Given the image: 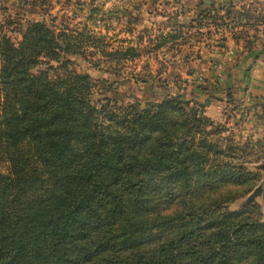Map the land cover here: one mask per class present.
Returning <instances> with one entry per match:
<instances>
[{
	"label": "trees",
	"instance_id": "16d2710c",
	"mask_svg": "<svg viewBox=\"0 0 264 264\" xmlns=\"http://www.w3.org/2000/svg\"><path fill=\"white\" fill-rule=\"evenodd\" d=\"M74 46L45 21L0 37V264H264L262 209H229L261 157L197 143L181 94L119 105L69 60L41 69Z\"/></svg>",
	"mask_w": 264,
	"mask_h": 264
},
{
	"label": "rangeland",
	"instance_id": "374dc122",
	"mask_svg": "<svg viewBox=\"0 0 264 264\" xmlns=\"http://www.w3.org/2000/svg\"><path fill=\"white\" fill-rule=\"evenodd\" d=\"M235 1L0 0V37L21 39L29 21H45L71 36L73 49L81 52L40 67L56 77L62 62L69 60L68 69L91 76L95 100L107 97L140 108L156 107L169 95L191 100L188 107L203 118L197 143L206 137L222 148H238L228 157L230 165L243 155L250 161L261 157L245 164L259 171L261 179L252 188L246 184L243 197L229 209L257 204L264 213V194L247 201L264 183L259 168L264 163V100H245L242 77L236 84L230 79V33L241 35L236 39L242 43L244 74L264 58V0L248 5ZM231 2L241 14L230 12ZM255 38L260 39L257 46Z\"/></svg>",
	"mask_w": 264,
	"mask_h": 264
},
{
	"label": "crops",
	"instance_id": "0c3cea01",
	"mask_svg": "<svg viewBox=\"0 0 264 264\" xmlns=\"http://www.w3.org/2000/svg\"><path fill=\"white\" fill-rule=\"evenodd\" d=\"M239 1V0H237ZM235 1V3H237ZM242 4L248 5L250 4V0H244L241 2ZM261 20V19H260ZM263 21V20H261ZM263 26V27H262ZM260 30L264 29V25L260 26ZM260 31L255 35L256 37L260 38ZM234 32L230 33V72L231 76L230 79H232L231 82H234V84L240 82L238 77H242V84L244 85V91L248 92L247 96H244V99H249L250 101H253L254 99H263L264 100V58L259 60L257 64H254V69L257 68V72H253L251 69L249 73H243L242 68L246 64L243 57L239 59V55H241L242 52L239 50L242 48V43L237 42V39L234 38ZM256 42H253L254 46H257L260 42V39L255 38ZM243 60L244 62L240 63V60ZM239 84V85H240ZM248 97V98H247Z\"/></svg>",
	"mask_w": 264,
	"mask_h": 264
},
{
	"label": "water",
	"instance_id": "95a60500",
	"mask_svg": "<svg viewBox=\"0 0 264 264\" xmlns=\"http://www.w3.org/2000/svg\"><path fill=\"white\" fill-rule=\"evenodd\" d=\"M259 168L264 170V163L259 165ZM263 194H264V183H262L261 185L256 187L254 192L247 198V201H249V202L254 201L257 196H260V195H263Z\"/></svg>",
	"mask_w": 264,
	"mask_h": 264
}]
</instances>
